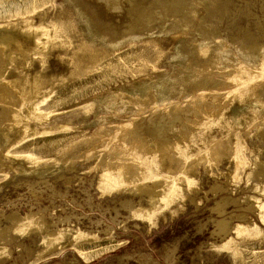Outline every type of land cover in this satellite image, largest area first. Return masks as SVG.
<instances>
[{"label": "rangeland", "instance_id": "obj_1", "mask_svg": "<svg viewBox=\"0 0 264 264\" xmlns=\"http://www.w3.org/2000/svg\"><path fill=\"white\" fill-rule=\"evenodd\" d=\"M263 204L264 0H0V264H264Z\"/></svg>", "mask_w": 264, "mask_h": 264}, {"label": "bare ground", "instance_id": "obj_2", "mask_svg": "<svg viewBox=\"0 0 264 264\" xmlns=\"http://www.w3.org/2000/svg\"><path fill=\"white\" fill-rule=\"evenodd\" d=\"M3 36H4V35H3ZM8 36H9V34H8ZM1 37H2V36H1ZM5 37H7V35H6ZM3 38H4V37H3ZM11 38H12V37H11ZM11 38H10V39H11ZM1 39H2V38H1ZM6 39H7V38H6ZM10 39H9V40H10ZM3 40H4V39H3ZM36 40H37V39H36ZM36 40H35V41H36ZM37 41H38V40H37ZM37 41H36V42H37ZM4 42H6V40H4ZM7 42H8V40H7ZM37 43H38V42H37ZM36 46H37V44H36ZM36 81H37V80H36ZM38 81H39V80H38ZM34 82H35V81H34ZM38 84H40V83H38ZM38 84H36V85H38ZM36 88H37V86H36ZM37 89H38V88H37ZM37 89H36V91H37ZM23 106H24V105H23ZM108 177H109V176H108ZM110 178H111V177H110ZM110 178H109V180H110ZM262 206L264 207V204H263Z\"/></svg>", "mask_w": 264, "mask_h": 264}]
</instances>
